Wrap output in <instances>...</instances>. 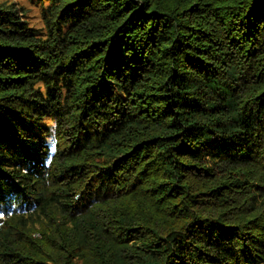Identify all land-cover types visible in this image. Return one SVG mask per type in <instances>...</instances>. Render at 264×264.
Returning <instances> with one entry per match:
<instances>
[{"label":"trees","instance_id":"trees-1","mask_svg":"<svg viewBox=\"0 0 264 264\" xmlns=\"http://www.w3.org/2000/svg\"><path fill=\"white\" fill-rule=\"evenodd\" d=\"M0 2V264H264V0Z\"/></svg>","mask_w":264,"mask_h":264},{"label":"rangeland","instance_id":"rangeland-1","mask_svg":"<svg viewBox=\"0 0 264 264\" xmlns=\"http://www.w3.org/2000/svg\"><path fill=\"white\" fill-rule=\"evenodd\" d=\"M4 0H0L2 2ZM14 1L18 6H23L24 8H28V6H32L28 0H8V2ZM31 10L26 12L27 19L31 25L39 26L41 24L39 19V10L36 7H30Z\"/></svg>","mask_w":264,"mask_h":264}]
</instances>
